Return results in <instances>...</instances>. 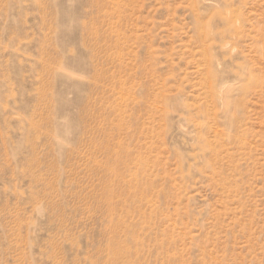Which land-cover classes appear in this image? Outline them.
Returning a JSON list of instances; mask_svg holds the SVG:
<instances>
[{
	"label": "rangeland",
	"instance_id": "obj_1",
	"mask_svg": "<svg viewBox=\"0 0 264 264\" xmlns=\"http://www.w3.org/2000/svg\"><path fill=\"white\" fill-rule=\"evenodd\" d=\"M0 264H264V0H0Z\"/></svg>",
	"mask_w": 264,
	"mask_h": 264
}]
</instances>
